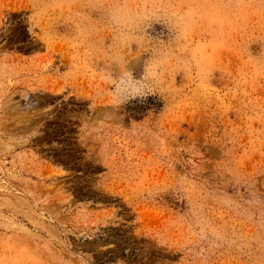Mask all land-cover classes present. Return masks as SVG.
<instances>
[{
	"label": "rangeland",
	"instance_id": "rangeland-1",
	"mask_svg": "<svg viewBox=\"0 0 264 264\" xmlns=\"http://www.w3.org/2000/svg\"><path fill=\"white\" fill-rule=\"evenodd\" d=\"M0 264H264V0H0Z\"/></svg>",
	"mask_w": 264,
	"mask_h": 264
}]
</instances>
